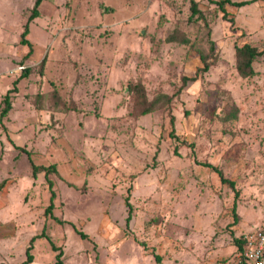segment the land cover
<instances>
[{"label": "rangeland", "instance_id": "rangeland-1", "mask_svg": "<svg viewBox=\"0 0 264 264\" xmlns=\"http://www.w3.org/2000/svg\"><path fill=\"white\" fill-rule=\"evenodd\" d=\"M195 1L0 0V264H230L264 228V54L234 57L264 50L263 3Z\"/></svg>", "mask_w": 264, "mask_h": 264}, {"label": "trees", "instance_id": "trees-1", "mask_svg": "<svg viewBox=\"0 0 264 264\" xmlns=\"http://www.w3.org/2000/svg\"><path fill=\"white\" fill-rule=\"evenodd\" d=\"M42 1L43 0H35L34 5L31 8L28 20L30 18L32 19V18H35V17L38 16V14H39L38 6H39V4ZM209 1H211L214 4H216L218 6V8L224 13L223 15L225 16L226 15V11L224 9L225 4H231V5H235V6H242V5L246 4L250 0L239 1V2H232L231 0H209ZM190 10H191V15L189 17L190 19L193 18L196 15L198 17L202 16V12H201V10L198 7L197 1L190 0ZM27 26H28V21L25 24L24 30H23V32L21 34L22 36H21L20 42H22L23 44L28 43L27 40L24 37V35L27 33ZM212 45H213V43H212ZM234 50H235V52H234L235 68H236V71H237L238 75L241 76V77H244V78L245 77L254 76L255 73H256V70H255L253 64L257 60L258 57H260V56H262L264 54V50H259L257 47H255L254 45L249 44V43H244V44H242L240 46L235 45L234 46ZM200 59H201V62L203 64V66L197 68L196 73H197V71H207L209 69V66H210V64L207 61V58H206V56L204 54H200ZM25 73H23L21 76L25 75ZM196 78H197L196 75L195 76H182V78H181L182 86L186 85L188 81H195ZM13 91H15V88H12V89L8 90L7 93L4 95V97L2 99L3 107L0 108V116L6 115L8 110L11 108L10 92H13ZM134 91H135L134 93L136 95L135 101L138 104L137 107L140 108L139 116L150 113L154 109V107L157 104V102H155V100L149 101L146 98V93H145L144 88H143L142 85L135 86V90ZM164 97L167 100H170L169 96H164ZM236 113H237L236 109H234V110L231 109V110H228L226 112L227 117L228 118H232V119L236 118V116H237ZM170 123H171L172 128H171V130H170L168 135L170 136V138H172V139H174L176 141L178 139V136L175 133L174 117L173 116H170ZM177 150H178V148H177V146H175L174 147V153H177ZM201 164H203L204 166H208V167L212 168V170L216 171L218 173L219 177H220L221 182L222 183H226L231 188H233L234 191L236 192V195H237V191L235 190V187H234V182L232 180H229V179L225 178L223 176V173L221 172V170H219L217 167H215L212 164L207 163V162H203ZM52 171L53 172L55 171L54 165H52V166H50V165L49 166H43V165L32 164V176L33 177H36L37 173H39V172H45V176H47L48 173H50ZM125 204H126V206L128 208V216H127V221H128L129 218H130V213H131V209H132V205L129 202V194H127L126 197H125ZM234 207L235 206H233V209H234ZM79 233H80L81 237H83V238L86 237L85 234H83L82 232H79ZM40 235L46 237L44 235V233H42ZM34 238L35 237H33L31 239V241ZM243 239H244V235L241 236L240 238H235V243L237 244V251L238 252H242V250H243V246H244V240ZM52 244L53 243L51 242V245ZM52 246H53L52 248L56 249L54 245H52ZM30 249H31V243H30L29 247L26 249V259L23 262H21V264H29L33 260V256L30 253ZM55 257H56V264H62V259H61L62 251L60 249H59V252L56 254ZM230 263H232V261Z\"/></svg>", "mask_w": 264, "mask_h": 264}, {"label": "built area", "instance_id": "built-area-1", "mask_svg": "<svg viewBox=\"0 0 264 264\" xmlns=\"http://www.w3.org/2000/svg\"><path fill=\"white\" fill-rule=\"evenodd\" d=\"M242 252H238L230 264H264V228L244 234Z\"/></svg>", "mask_w": 264, "mask_h": 264}, {"label": "crops", "instance_id": "crops-1", "mask_svg": "<svg viewBox=\"0 0 264 264\" xmlns=\"http://www.w3.org/2000/svg\"><path fill=\"white\" fill-rule=\"evenodd\" d=\"M232 2H239V1H245V0H231ZM247 1V0H246ZM261 2L263 3L262 6L264 7V0H261ZM231 4H226L224 6V9L225 11L228 13L229 9L227 8L228 6H230ZM231 6H234V7H238V6H235V5H231ZM243 6V5H242ZM239 8H242L241 6H239ZM235 12V11H234Z\"/></svg>", "mask_w": 264, "mask_h": 264}]
</instances>
